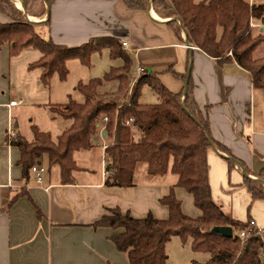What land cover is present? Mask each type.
<instances>
[{
	"label": "trees",
	"instance_id": "trees-1",
	"mask_svg": "<svg viewBox=\"0 0 264 264\" xmlns=\"http://www.w3.org/2000/svg\"><path fill=\"white\" fill-rule=\"evenodd\" d=\"M133 9L148 11L150 7L163 18L181 38L184 28L189 43L209 57L221 63L235 61L249 71L256 82L264 85V56L255 52L264 43V33H254L251 22H264V4H251L247 0H124ZM27 12L43 17L46 5L54 0H23ZM0 12L9 21H0V48L9 46L10 56H18L25 48L33 47L41 57L28 65L30 70H41L40 80L48 86L54 74L65 79L66 63L79 59L90 65L91 57L107 49L112 59H121L120 66H112L102 78L80 82L77 89L84 100L70 99L66 103L44 105L52 118L71 119L70 126L53 139L49 131L32 125L33 140L22 134L13 135L10 143L20 150L18 163L23 168V179L28 182L34 166H40L44 158L49 167H60V181L72 183L73 173L80 167L74 153L89 150L97 144L100 125L113 138L105 148L106 176L104 185L109 188L130 187L136 166L148 165L150 175H164L169 170L178 176L170 193L159 198L160 204L169 210L166 219L152 212L138 218L119 207L106 208V212L90 226L109 227L113 233L109 239L117 250L127 254L129 264H168L167 243L178 236L184 243L190 242L195 252L208 255L204 263L191 264H264V240L260 235L243 238L240 232L250 228L252 218L242 221L224 211L214 201L209 176L208 152L212 142L217 148L233 156L231 150L215 140L210 131L209 120L196 101L192 77L174 72L188 84L173 92L153 72L140 76L131 91L134 78V58L117 38H93L81 46L70 47L41 36L37 23L12 1L0 0ZM180 18L182 24L176 19ZM50 15L48 22H50ZM117 82L115 90L102 91L105 83ZM150 86L159 96L158 103H143L142 89ZM142 134L136 137L135 130ZM228 160L229 169L234 162ZM236 158V157H235ZM246 171L247 167L244 165ZM264 178V169L260 172ZM244 182L252 200H264V185L245 176ZM181 187L192 194L195 207L201 214H186L175 188ZM29 195L26 188L15 197ZM30 197V196H29ZM15 198L11 201L14 202ZM10 203V204H11ZM37 214L42 212L37 208ZM216 226H231L233 236L213 231Z\"/></svg>",
	"mask_w": 264,
	"mask_h": 264
},
{
	"label": "crops",
	"instance_id": "crops-1",
	"mask_svg": "<svg viewBox=\"0 0 264 264\" xmlns=\"http://www.w3.org/2000/svg\"><path fill=\"white\" fill-rule=\"evenodd\" d=\"M17 1L20 7L16 5ZM247 1L264 4V0ZM12 2L18 8L24 3L23 0ZM44 5L46 13L43 17L28 13L43 37L70 47L81 46L93 38L127 41L129 47L124 48H128L134 58L133 73L138 66L143 69L141 76L147 72L156 73L173 92H181L186 86V81L174 72L190 73L196 101L209 120L212 137L233 154L219 148L209 149L212 192V164L226 175L229 171L226 156L234 162L235 183H241L244 165L251 179H264L260 177L264 169V85L256 82L249 71L235 61L221 63L191 44L189 46L186 32L181 29L180 38L167 23L170 18L159 16L152 7L148 11L133 9L124 0H54L49 8L48 22V4ZM0 21L9 20L0 12ZM252 28L255 34L264 33V26ZM263 46L264 43L257 50ZM256 52V57L264 56L256 55ZM20 56H10L8 45L0 48V264H129L127 254L117 250L109 239L113 229L94 228L90 224L99 219L106 208L114 207L123 212L130 211L138 218L149 212L158 218H168L169 210L160 204L159 198L170 193L178 176L171 171L164 175H150L148 165L139 170V163L132 186L109 188L104 185L106 169L103 166L106 163L103 162L99 170H94L86 158L81 164L76 159L78 150L74 158L80 168L73 173L72 183L60 181V167L56 165L47 176H43L42 182H38L35 175L26 182L23 168L18 163L20 150L10 143L13 135L21 134L20 120L17 121L14 108L28 102L22 91L11 94L12 65ZM40 57L38 51L32 58H27L22 71L28 74V65ZM40 74L41 70H35L31 78L35 87L44 90ZM18 99H23V103L10 105L12 100ZM48 103L37 101L34 105L45 109L44 105ZM99 129L97 144L86 151L98 150L105 157V148L113 138L107 135L104 121ZM134 132L136 137L142 134L140 129ZM167 174L174 177H166ZM23 188L29 195L15 198ZM175 193L182 201L183 210L184 200L194 203L192 194L185 189L176 187ZM248 196V202L253 201L249 190ZM255 202L259 220L251 218L258 227L264 228V200ZM37 208L42 217L38 216ZM227 212L240 220L232 212ZM200 214L196 207V212L191 215Z\"/></svg>",
	"mask_w": 264,
	"mask_h": 264
},
{
	"label": "rangeland",
	"instance_id": "rangeland-1",
	"mask_svg": "<svg viewBox=\"0 0 264 264\" xmlns=\"http://www.w3.org/2000/svg\"><path fill=\"white\" fill-rule=\"evenodd\" d=\"M20 9L23 11V8ZM126 50L129 49L126 48ZM263 50L264 46L263 48L257 50L256 55H264V53H261L263 52ZM35 53H38L37 49L33 47L25 48L20 53L21 58H19L17 62L12 65L10 77L12 86L11 94L14 95L16 91H22L28 100V102L26 101L25 104L14 108V112L16 114L17 121L20 120V132L21 134L26 136L28 140H33L34 138V133L31 127L34 124L43 131H50L53 139L56 140L59 134L65 128L71 125L72 120L61 117H57L54 120L47 108H37L34 104L37 101L50 103H66L70 99L82 102L84 100V96L77 89V85L80 82L87 83L93 78H102L112 66H120L122 64V61L121 59H112L107 49L102 50L101 53L93 54L89 66L83 64L79 59H70L66 63V67L68 70L67 77L65 79H61L59 74L56 73L50 80L49 85L45 86L44 90H40L39 88L35 87V82L31 78V75H33L34 71L38 69H28V74H26L25 71H22L23 67L25 66V60L30 57L32 58ZM134 84L135 83H133L132 80L131 87ZM116 88L117 82H109L105 83L101 87V90H115ZM141 101L143 103L151 104L158 103L160 99L158 94L150 86L145 85L142 89ZM85 158L87 159V161H89V163L92 164V166H94V170L101 169L102 163L106 162V160H104L105 157H102L98 150H93V152L80 150L76 153V159L79 163L82 164V161ZM56 166L59 167L58 165ZM56 166L54 165L49 167L47 159L44 158L40 165V167H42V176H47L49 174V171L51 169L53 170ZM145 166H147V164L142 162L141 164H139L138 169L142 170ZM103 169H106V165L103 166ZM228 170L229 171L226 175H224L223 173L221 174L219 167L215 164H212L213 199L217 200L215 201L222 210L226 212H232L242 221H247L248 219H250V217L259 220L255 212L257 202H248V188L244 182L245 174L243 170V178L241 179L240 184L235 183V169L232 168ZM169 172L170 170L167 173ZM34 175L35 173L31 175V178H34ZM166 177L174 176L172 174H169ZM183 202L184 211L188 215L192 216L191 214H194L196 212L194 203H188L186 200H184ZM262 236L264 238V234ZM166 250L168 254V264H191L193 261L204 263L208 259L207 254L202 252H195L192 249L190 242L184 243L178 236H173L171 238V240L166 245Z\"/></svg>",
	"mask_w": 264,
	"mask_h": 264
},
{
	"label": "built area",
	"instance_id": "built-area-1",
	"mask_svg": "<svg viewBox=\"0 0 264 264\" xmlns=\"http://www.w3.org/2000/svg\"><path fill=\"white\" fill-rule=\"evenodd\" d=\"M259 25L264 26V22L260 23V24L259 23H255L253 21L251 22V27L259 26ZM122 45H123V47H129V43L127 41H123ZM142 73H143L142 67L138 66L136 68V73H135L134 78H133V83H135L140 78ZM21 103H23V99L12 100L10 102V105L14 106V105H18V104H21ZM106 120H107V118L105 117L104 121H106ZM32 171H33V173H35L37 181L38 182H42V180H43L42 169L39 166H34L32 168ZM263 234H264V228L258 227L254 220H252L250 228H247V229H245V230L240 232V235L243 238H247L248 236H251V235H260V236H262Z\"/></svg>",
	"mask_w": 264,
	"mask_h": 264
},
{
	"label": "water",
	"instance_id": "water-1",
	"mask_svg": "<svg viewBox=\"0 0 264 264\" xmlns=\"http://www.w3.org/2000/svg\"><path fill=\"white\" fill-rule=\"evenodd\" d=\"M6 1H13V0H6ZM47 7H48V5H47ZM22 8H23V11H24V13L26 14L27 18L31 21V18H30L29 15H28V12H27V9H26L24 3L22 4ZM49 11H50V10H49V7H48V10H47V15H48V16H49ZM176 19L180 22V24H182L180 18L177 17ZM182 29H183V31H185L184 28H182ZM185 32H186V31H185ZM186 42H187L188 45L190 46V43H189V41L187 40V34H186ZM189 76H190V73H188V77H189ZM187 90H188V84H187V82H186V86H185V89H184V98H185V96L187 95ZM212 147H213L214 149H216V150L218 149L214 142H212ZM226 157H228V156H226ZM242 170H243L245 176L250 177V176L248 175L247 171L245 170L244 166H242ZM256 180L260 181V182L264 185V179H262V178H256ZM213 231L216 232V233H219V234H221V235H225V236H229V237H230V236H233V228H232L231 226H216V227L213 228Z\"/></svg>",
	"mask_w": 264,
	"mask_h": 264
},
{
	"label": "bare ground",
	"instance_id": "bare-ground-1",
	"mask_svg": "<svg viewBox=\"0 0 264 264\" xmlns=\"http://www.w3.org/2000/svg\"><path fill=\"white\" fill-rule=\"evenodd\" d=\"M16 5L18 6V7H20V3L17 1L16 2ZM21 7H22V5H21Z\"/></svg>",
	"mask_w": 264,
	"mask_h": 264
}]
</instances>
